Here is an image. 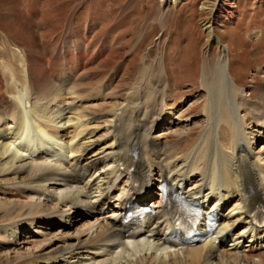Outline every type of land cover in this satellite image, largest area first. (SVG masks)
I'll return each instance as SVG.
<instances>
[{"label":"bare ground","instance_id":"1","mask_svg":"<svg viewBox=\"0 0 264 264\" xmlns=\"http://www.w3.org/2000/svg\"><path fill=\"white\" fill-rule=\"evenodd\" d=\"M73 47L31 62L20 50L12 55L18 71L4 66L13 97L0 95V189L13 200H0V226L10 231L0 240L2 263L264 264V226L251 217L257 207L264 209V120L256 135L246 131L237 103L245 97L225 68L218 80L203 84L205 130L193 145L182 133L183 144L166 145L153 129L171 109L164 97L168 85L159 112L147 109L154 97L141 93L139 102L116 107L100 126L102 116L79 115L82 104L101 93L83 97L73 85L90 62ZM177 199L198 203L204 215L215 211L219 226L194 244L173 243ZM127 204L135 205L137 216L123 222ZM103 210L109 213L99 216ZM36 227L46 229L48 238L19 242ZM19 244L24 251L11 256Z\"/></svg>","mask_w":264,"mask_h":264},{"label":"rangeland","instance_id":"2","mask_svg":"<svg viewBox=\"0 0 264 264\" xmlns=\"http://www.w3.org/2000/svg\"><path fill=\"white\" fill-rule=\"evenodd\" d=\"M73 45L90 61L73 85L82 89L83 97L101 93V98L82 104L79 115L102 116L100 126H105L116 107L139 102L141 93L154 97L147 109L159 112L162 87L168 85L164 97L171 109L153 132L165 136L166 145L183 144L178 134H187L186 144L193 145L208 126L203 111L208 95L203 84L218 80L223 68L228 81L245 97L237 103L243 106L239 116L246 118V131L256 135L254 130L264 120V0H177L168 4L160 0H0V95L13 97L4 83L9 79L3 78L5 65L19 69L12 55L25 51L31 62L35 56L71 52ZM152 86L156 89L149 93ZM98 132L96 136L104 134V129ZM254 148L258 150L259 143ZM8 194L0 189V200H13ZM103 212L99 216L109 213ZM66 220L71 223L72 217ZM0 229H5L0 240L10 238L6 227ZM34 229L38 232H23L19 242L31 236L40 243L48 238L46 229ZM21 247L17 245L11 256L26 246ZM14 259L7 264H18Z\"/></svg>","mask_w":264,"mask_h":264}]
</instances>
